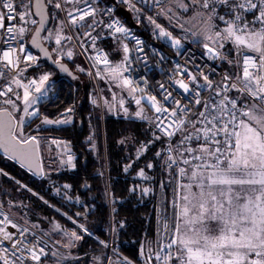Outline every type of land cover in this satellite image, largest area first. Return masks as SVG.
Returning <instances> with one entry per match:
<instances>
[{"label": "snow or ice", "instance_id": "obj_1", "mask_svg": "<svg viewBox=\"0 0 264 264\" xmlns=\"http://www.w3.org/2000/svg\"><path fill=\"white\" fill-rule=\"evenodd\" d=\"M119 2L128 3L133 10L139 11L131 0ZM154 2L158 4L159 0ZM165 2L174 4L181 15L187 17L185 23L192 25V28H185L180 22L181 15L169 8L167 12L172 14L167 18L170 22L176 20L173 27L199 38L198 42H203L205 56L228 65L220 73L219 80H212L202 70L194 74L184 65L176 63L173 76L169 78L170 86L179 89L183 98L191 97L187 104H181V100L163 83L159 84L162 100L157 95L146 94V89L131 78L127 43L121 45L124 56L119 62L110 60L108 53L97 48L100 33L93 35V32L102 24L117 43L121 36L131 37L137 46L135 50L144 52L143 42L119 18L111 17L113 9H99L94 6L93 0H37L41 11L52 4L66 14L54 31L44 28L48 16L46 12L42 14L39 21L41 28L37 29L31 43L40 48L45 57H50L48 50L37 39L39 32L45 30L48 35L43 39H54L55 44L61 46L53 51L71 59L74 51L71 48L65 51L63 42L85 37L86 41H80V47L86 53L88 49L84 48V43L90 41L91 48L95 50L94 55L89 56L92 67L97 69L94 76L126 91L129 103L137 106V111L131 115L151 122L153 139L141 144L137 159L156 142L164 144L155 156H163L164 166L174 168L181 178L177 195L182 203L178 222L169 229L171 239L156 249L151 247L150 242L141 245L140 255L144 264H264V0ZM80 3L85 6L79 7ZM64 4L75 6L66 10ZM21 5L28 11L22 9L17 12ZM0 9L7 10L6 13L0 12V29L3 30L0 35V78L5 79L0 85V104L8 105L15 111L22 110L24 117H39L41 114L37 105L48 99L50 76L44 73L25 82L24 73L36 65L40 57L20 43L28 29L8 23L19 19L27 24L31 5L23 4V0L20 4L14 3V0H0ZM167 12L161 7L160 14L166 15ZM98 13L109 14V22L97 19ZM147 19L155 26L154 35L167 39L173 48L182 47L181 38L173 36L153 17ZM31 23L36 24L37 21L32 20ZM74 27L76 32L72 31ZM80 28L89 31L81 32ZM193 28L197 30L193 31ZM13 42L17 46L14 47ZM53 63L59 64L60 61L57 59ZM100 65H103L102 69ZM79 70L84 71L83 68ZM61 71L68 72V69L61 65ZM212 71L215 72V69ZM89 75L93 73L89 72ZM201 89L207 95H202ZM112 101L114 103L104 101L110 111L118 106V110L125 115L130 114L123 96L117 97V93L113 92ZM143 101H147L154 110L152 118L146 114ZM91 103L96 105L98 99L92 98ZM72 112V108H66L56 119L43 116L41 123L69 125L72 123ZM159 114L165 115L162 118ZM23 124L24 118L17 121L13 111L0 107V148L10 153L11 158L19 160L22 167L31 169L30 161L33 153L39 150L40 138L32 135L21 139L22 133L18 135L17 129ZM51 143L65 150L67 158L66 161L62 159L61 164L67 163L74 168V157L68 146L56 139ZM15 146H19L20 150L17 151ZM129 167L131 164L126 166L125 171ZM146 167L151 169L153 164L148 163ZM37 174H45L42 167ZM138 174L147 178L143 169ZM63 188L69 189L71 185L65 184ZM141 191L147 195L151 190L143 188ZM11 207L10 203L9 213H6L0 203V264H47L49 257L53 258L54 264L80 259L71 251L65 255L60 249H74L84 235H91L85 225L63 213L75 228L80 229V233L75 228L66 229L59 222H52L50 231L40 229L37 233L34 230L39 225L29 224L26 216L21 217L23 223L14 220ZM80 215L75 213L77 217ZM52 233L59 234L60 239L52 240ZM100 243L108 246L106 242ZM123 259L125 264H132L126 257ZM92 260L94 264H112L111 259L104 256H93Z\"/></svg>", "mask_w": 264, "mask_h": 264}, {"label": "trees", "instance_id": "obj_2", "mask_svg": "<svg viewBox=\"0 0 264 264\" xmlns=\"http://www.w3.org/2000/svg\"><path fill=\"white\" fill-rule=\"evenodd\" d=\"M25 1L26 4L31 5V0ZM97 2L99 4L102 0ZM20 3L21 0L18 1V4ZM105 5L114 6L116 14L125 23L136 27L137 31L149 40H154L155 26L139 8H135L139 11L133 10L128 3H121L119 0H106ZM170 5L173 4L169 3L168 6ZM22 9L23 5L19 10ZM48 11L49 28L54 31L59 21L64 19V12L55 9L52 4H48ZM30 13L32 15V12ZM107 17L108 15H101L97 19L106 23ZM32 18L36 20L34 16ZM161 19L166 21L159 17L160 21ZM88 22L90 23L91 20ZM18 23L19 27L25 24L20 20ZM34 26L35 24L30 20L28 28L32 29ZM80 29L89 31L87 28ZM96 33H100V38L96 41L97 48L108 53L110 60L119 61L121 41L117 43L110 37L102 24L96 27L93 35ZM26 37L28 36L23 38ZM82 40L86 41V38L81 36ZM198 41L199 39L194 40L195 45L201 46L203 43ZM50 43V49L57 46L54 39ZM90 44L91 42L87 41L84 47L93 55L95 50ZM68 45L69 43L65 41L62 46L68 50L70 48ZM165 46L168 44L165 43ZM59 61L67 64L72 76L60 74L41 59L24 73L25 82L44 73L54 74L55 77L51 82L57 94L54 98H48L40 103L39 117L26 118L22 133L27 137L32 135L41 137L42 142L51 144V149L54 151L57 146L52 145L53 139L66 144L74 157L75 167L67 163L61 164L60 157L55 153L51 156L45 153L44 148H41V151L39 148L45 174L36 176L0 152V170H2L0 203L4 205L6 213H9L11 203L10 211L14 214V220L23 223L24 221L18 216H26L29 224H38L39 228L34 230L37 233L42 225H47L51 220H57L63 226L74 229L75 225L63 213L85 225L91 235H84V239L75 248L73 254L80 259L74 260L73 263L71 260H66L62 264H94L93 256L105 257L108 251L110 257L122 256L136 264H144L140 255L141 245L150 242L151 247L155 249L158 209L161 208L165 214L168 213L180 177L177 176L176 171L164 167L163 156H155V153L164 147L162 142H156L137 159V150L142 143L153 139V135L150 120H141L131 115L137 111L135 104L128 102L129 115L118 110H105L101 105V80H97L101 91L99 95L94 87L93 78L87 71L79 70L83 66L77 63L74 56L71 59L64 56L59 58ZM221 65L225 69L228 68L223 61ZM0 80L2 85L5 79L0 78ZM94 97L98 99L96 105L91 103ZM0 107H8V105L0 104ZM66 108L73 109L71 124L41 123L43 116L56 119ZM148 163H152L153 168H147ZM129 164L131 167L125 171ZM141 169L144 170L147 178L138 174ZM65 184L71 185V188L64 189ZM143 188H149L151 191L145 195L141 191ZM161 194L164 198L162 203ZM75 213L81 215L77 217ZM75 229L80 233L79 228ZM101 241L106 242L107 245L110 243V250L108 246L104 247Z\"/></svg>", "mask_w": 264, "mask_h": 264}, {"label": "built area", "instance_id": "obj_3", "mask_svg": "<svg viewBox=\"0 0 264 264\" xmlns=\"http://www.w3.org/2000/svg\"><path fill=\"white\" fill-rule=\"evenodd\" d=\"M19 0H14V3L18 4ZM166 4L165 0H159V3H155L154 0L152 2V7L149 10V15L153 18L156 17L157 13L160 11L161 7ZM0 12H7L6 9H0ZM17 12H20L19 8H17ZM113 19L117 18L116 16H111ZM19 19L15 21H8V23H14L17 28H19ZM109 22V15L107 23ZM128 28V27H127ZM131 33L138 39H140L143 44L141 45L144 49L143 54L136 51V45L131 37L124 38L125 42L128 44L130 52L129 56L131 58V78L134 79L141 88L146 89V94L148 95H157L158 99L162 100L161 90L159 89V84L163 83L169 89V91H173V95L181 100V104H187L188 100L191 97L183 98L182 93L179 89H175L170 86L169 78L173 76L174 66L176 63L184 65L189 70H191L194 74H198L200 70H202L205 74L209 76V79L219 80L220 73L225 69L219 66V60L211 59L209 56L204 55L203 45L196 46L194 45L193 37L189 35L182 34H173L175 37H179L182 39V47L179 49L173 48L168 42L167 53L156 47L148 38L139 35L132 28H129ZM3 34V30L0 29V35ZM20 43H23L28 51L32 52L34 55L36 53L29 47L26 40L22 38ZM13 46H17L16 42H13ZM199 66V67H197ZM215 69V72L212 71ZM127 75V73H126ZM8 76H11L9 73ZM187 81V76L184 77ZM146 82V83H145ZM202 83V80H201ZM138 95H144L143 93H137ZM202 95H207V92L204 89H201ZM147 103V101H145ZM163 102V101H162ZM150 107V105L147 103ZM199 108V106H196ZM151 111L154 115V110L150 107ZM164 117L165 114H159ZM175 139V138H174ZM174 169V168H173ZM175 171V170H174ZM174 228V218L172 215V205L169 208L167 214L158 209V232H157V241L156 248L161 243H166L169 239H171V234L169 229ZM163 255V253H161ZM133 264V263H132Z\"/></svg>", "mask_w": 264, "mask_h": 264}, {"label": "rangeland", "instance_id": "obj_4", "mask_svg": "<svg viewBox=\"0 0 264 264\" xmlns=\"http://www.w3.org/2000/svg\"><path fill=\"white\" fill-rule=\"evenodd\" d=\"M93 2H94V6H96V4L98 3L97 2V0H93ZM102 2H103V4H101L102 6H104V8H112L113 9V12L111 13V16H116L117 18H119L121 21H122V23L126 26V27H128V28H132L136 33H138L139 35H141V36H143L142 34H140L138 31H137V28L136 27H134V26H132V25H129V24H127V23H125L124 21H123V19H121L120 17H119V15H117L116 14V12H115V9H114V6H112V5H105V2H106V0H102ZM152 2H153V0H150V3H148L147 1H145V0H131V3L132 4H134L135 5V8H139L142 12H144V15L146 16V18L147 17H149L150 15H149V10L151 9V7H152ZM23 4H26V1L25 0H23ZM169 5V3H166L164 6H163V8L166 10V12H167V9H169V8H171L174 12H177V14L178 15H181V13H180V10H178V9H176L175 8V6H174V4L173 5H170V6H168ZM75 5H68V4H64V8L66 9V10H71V8L72 7H74ZM79 7H84L85 5L83 4V3H80L79 5H78ZM97 7V6H96ZM99 9H101L100 7H98ZM24 11H28V9H23ZM172 13L171 12H167V14L166 15H162V14H160V11L157 13V15H156V17L155 18H153L154 20H156V22L157 23H159V24H161L166 30H168V31H170V32H172V34H182V35H184V37H186L185 35H189V36H191L190 35V33H186V32H184V31H182L179 27H173V25H175L176 24V20L175 19H173L171 22L169 21V19L167 18V16H169V15H171ZM101 15H104V16H107V15H109V14H99L98 16H101ZM98 16H97V18H98ZM33 16L31 15V13H30V15L27 17V20H28V22L31 20H34V18H32ZM63 17L65 18V12H64V14H63ZM159 17H162V18H164L166 21H163V19H161V21L159 20ZM32 18V19H31ZM187 19V17L186 16H183V15H181V20H180V22L181 23H184V26H185V28H192V25L191 24H188V23H185V20ZM107 20H108V17H107ZM107 23V22H106ZM22 26H24V27H26L27 29H28V31L24 34V36H28L29 37V35L31 34V31H33V29H34V27L32 28V29H30V28H28V23L27 24H24V25H22ZM49 26H50V24H49ZM49 26H48V30H50V28H49ZM197 28H198V26H197ZM197 28H193V31H196L197 30ZM106 29V28H105ZM73 32H76L77 31V28H73V30H72ZM79 31H81V32H83L84 30L83 29H79ZM107 32H108V29H107ZM177 32H180V33H177ZM66 33H67V30H66ZM48 35V32L47 31H45V33L43 34V36H42V38L43 37H45V36H47ZM154 35V34H153ZM23 36V37H24ZM28 37H26V39L28 38ZM191 37H193V36H191ZM146 38V37H145ZM25 39V40H26ZM193 39L195 40V39H199V38H197V37H193ZM27 41V40H26ZM50 41L51 40H45V39H43V42L45 43V45L49 48V45L51 44L50 43ZM80 41H81V37H79V39H73L72 41H67L68 43H69V45H68V47H70L73 51H74V58H75V60L77 61V63L79 64V65H82L83 66V69L85 70V71H87V73L89 74V72H92L93 73V75H89L91 78H93V81L95 82V85H94V87H96V89H97V91L99 92V95H100V92L102 93V96H100L101 97V105H103L104 106V108H105V110H109V108H108V106L107 105H105L104 104V101L105 100H107V101H109L110 103H114V101H112V93L113 92H116L117 93V97H120V96H123L124 97V99H125V107H128L129 106V101H130V97H128L127 96V94H126V91H122V90H120V89H118V88H116L115 87V85H112V84H110L106 79H100L101 80V91H100V86H99V83L97 82V80H99V78H97V77H95L94 76V73H95V71L97 70L96 68H93L92 67V64H93V62L89 59V56H92L91 55V51H87L86 53L83 51V49L80 47ZM120 41H121V43H120V51H121V58H120V60L119 61H121L122 60V58H123V56H124V53H123V50H122V44H124V43H126L125 42V40H124V38L121 36V39H120ZM150 42H152L156 47H158V48H160V49H162V50H164L166 53L168 52L167 51V48H166V46H165V43L166 44H168V40L167 39H164V38H161V40L156 36V35H154V40H152V39H150ZM203 43V42H202ZM194 45H195V42H194ZM203 45V44H202ZM54 48H58V45L57 46H54ZM53 48V49H54ZM85 48V47H84ZM53 49L51 48H49V50L51 51V53H52V55H53V57H54V59L55 60H57V59H59V58H61V56L57 53V52H54L53 51ZM66 51V50H65ZM36 55L37 56H39L37 53H36ZM94 55V54H93ZM56 57V58H55ZM119 61H117V62H119ZM219 66H221L222 68H224L222 65H221V61H219ZM101 69L103 68V65H100L99 66ZM225 69V68H224ZM49 76H50V80H49V82H48V87H49V89H50V91H49V94H48V98H54L55 96H56V94H57V90H55V86L53 85V83L51 82L52 81V79H54V77H55V75L54 74H49ZM10 78H11V76H8V79L10 80ZM1 81V80H0ZM5 82V81H4ZM3 81H2V84L4 83ZM98 83V84H97ZM19 91V90H18ZM138 95V94H137ZM0 99H2V98H0ZM134 104V103H133ZM100 105V106H101ZM5 106H7V105H5ZM136 106V105H135ZM23 106L21 105V108H22ZM37 107L39 108L40 107V104L39 105H37ZM137 107V106H136ZM143 107H144V109H145V112H146V114L149 116V117H153L154 115H153V112H151V109L148 107V105L146 104V102L145 101H143ZM8 108H9V111H13V115L15 116V118H16V120L17 121H19V120H21V118H24V123H25V121H26V118L27 117H24V113L22 112V110L21 111H15V110H13L10 106H8ZM130 109V108H129ZM114 110H118V106H117V109H114ZM114 110H112V111H114ZM110 111V110H109ZM119 112L120 111H122V110H118ZM123 112V111H122ZM136 112V111H135ZM134 112V113H135ZM20 113V114H19ZM19 114V115H18ZM23 126H24V124L23 125H21L18 129H17V134L18 135H20V133H22V129H23ZM30 137V136H29ZM38 137V136H37ZM20 138L21 139H25V138H28L26 135H23V133H22V135H20ZM40 138V146H39V148H40V151H41V148H44V150H45V153H47V154H49V155H53L54 153L57 155V156H59L60 157V162H61V160L63 159V160H65L66 161V155H64V148L63 147H59V148H57L56 147V149H55V151L54 150H52L51 149V144H48V143H46V142H42V138L41 137H39ZM63 144V143H62ZM53 145V144H52ZM53 148V147H52ZM54 149V148H53ZM39 155H40V153H39ZM40 161H41V159H40ZM42 164V163H41ZM163 164H164V162H163ZM165 167V166H164ZM166 169H168L167 167H165ZM168 170H175V169H168ZM179 183H181V178L180 179H178V184ZM178 184H177V186H178ZM177 188V189H176ZM176 190H178V192H179V189H178V187H175V193H174V196L175 197H173L172 198V201L170 202V206H169V208L171 207V205H172V215H173V218H174V227H175V225L177 224V222H178V219H179V212H180V206H181V201L179 200V196L177 195V191ZM182 194V193H181ZM163 194H161V203L163 202ZM21 217L22 216H18V218L19 219H21ZM52 222H58L57 220H51L47 225H42L41 226V229H43L45 232H48V231H50L51 230V228H52ZM61 225H62V223L61 222H59ZM63 226V225H62ZM65 227V226H64ZM183 227V226H182ZM66 229H68V230H72V229H69L68 227H65ZM76 230V229H75ZM77 231V230H76ZM78 232V231H77ZM51 239L52 240H57V239H60V235L59 234H57V233H52V236H51ZM156 241H157V235H156ZM80 243V242H79ZM155 247H156V242H155ZM110 248H111V244L110 243H108V249L110 250ZM74 250H75V248L74 249H63V248H61L60 249V251L62 252V253H64L65 255L67 254V252L68 251H71L72 252V254H74ZM74 256V255H73ZM105 257H107V258H110L111 259V261H112V264H125V261H124V259L123 258H125V257H122V256H119L118 258H114L113 256H111L110 257V255H109V251L107 252V255L105 256ZM129 260V259H128ZM72 261V263H73V261L74 260H71ZM129 261H131V260H129ZM63 262H65V261H62V263ZM133 264H136V263H134L133 261H131ZM47 264H54V260H53V258H51V257H49V259H48V261H47ZM141 264V263H140Z\"/></svg>", "mask_w": 264, "mask_h": 264}, {"label": "water", "instance_id": "obj_5", "mask_svg": "<svg viewBox=\"0 0 264 264\" xmlns=\"http://www.w3.org/2000/svg\"><path fill=\"white\" fill-rule=\"evenodd\" d=\"M31 12H32V15L36 18L37 23H36L33 31L31 32V34L29 35V37L26 39L27 40L26 41L27 44L29 45V47L35 53H37L39 55L41 60H45L48 64H50L52 67H54L60 74L72 76V71L67 66V64H64V63H61V62L59 64L53 63V61H55V59H54L51 51L49 50V48L43 42V38H42L43 34L45 33V30H41L39 32V35H38L37 39L39 40V42L42 45V47L44 49L48 50V52L50 53V57H45L43 55L42 50L40 48L34 47L32 45V43H31L33 36L37 35V29L41 28V25H40L39 21L41 20V15L44 14L45 12L47 13L48 18H47L46 23L44 24V28L47 29L49 24H50V15H49V11H48V6H47L46 9H43V11H41V8L37 6V0H31ZM37 13H40V14H37ZM61 65L66 67L68 69V72L61 71ZM12 143H13V145H15L14 141ZM15 147H16L17 151L20 150L19 146H15ZM0 152L3 153L4 155H6L7 157H9L10 159L16 161L19 165H21L19 160L11 158V154L10 153H6L3 148H0ZM30 162L32 164V168L31 169L29 167H24V168L29 170V171H31L34 175L40 176L39 174H37V172L39 171V168L42 167V164H41V161H40L39 150L33 153Z\"/></svg>", "mask_w": 264, "mask_h": 264}, {"label": "crops", "instance_id": "obj_6", "mask_svg": "<svg viewBox=\"0 0 264 264\" xmlns=\"http://www.w3.org/2000/svg\"><path fill=\"white\" fill-rule=\"evenodd\" d=\"M147 1L148 3H150V0H145ZM101 4H103V2L99 3V4H96L97 7H100L101 9H105L104 6H102Z\"/></svg>", "mask_w": 264, "mask_h": 264}, {"label": "flooded vegetation", "instance_id": "obj_7", "mask_svg": "<svg viewBox=\"0 0 264 264\" xmlns=\"http://www.w3.org/2000/svg\"><path fill=\"white\" fill-rule=\"evenodd\" d=\"M21 11V10H20ZM36 25V24H35ZM32 32V31H31Z\"/></svg>", "mask_w": 264, "mask_h": 264}]
</instances>
